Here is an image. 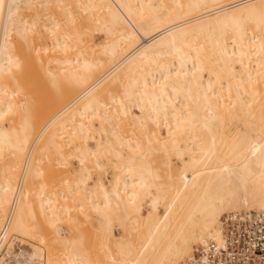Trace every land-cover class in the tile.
Instances as JSON below:
<instances>
[{"label":"bare ground","instance_id":"bare-ground-1","mask_svg":"<svg viewBox=\"0 0 264 264\" xmlns=\"http://www.w3.org/2000/svg\"><path fill=\"white\" fill-rule=\"evenodd\" d=\"M75 208L97 247L65 236ZM252 209L264 0H0V264H183Z\"/></svg>","mask_w":264,"mask_h":264},{"label":"built area","instance_id":"built-area-1","mask_svg":"<svg viewBox=\"0 0 264 264\" xmlns=\"http://www.w3.org/2000/svg\"><path fill=\"white\" fill-rule=\"evenodd\" d=\"M183 264H264V210L224 213L219 238L196 245Z\"/></svg>","mask_w":264,"mask_h":264},{"label":"rangeland","instance_id":"rangeland-1","mask_svg":"<svg viewBox=\"0 0 264 264\" xmlns=\"http://www.w3.org/2000/svg\"><path fill=\"white\" fill-rule=\"evenodd\" d=\"M22 11H20L21 13H23V14H27L29 11L27 10V9H21ZM252 24V23H251ZM251 24H250V26H251ZM247 25H249V23L247 24ZM249 27V26H248ZM252 27V26H251ZM97 33V32H96ZM94 34L95 35V37H97V39H102L101 37H102V34L100 33V32H98L97 34ZM99 35V36H98ZM91 143V145H92V142H90ZM71 146L69 147H67L66 149H65V151H66V153H71ZM176 157H175V155H173V154H171L170 155V160H171V164H172V166H173V168H176L177 166H178V161H177V159H175ZM70 159V160H69ZM175 161V162H174ZM176 164H177V166H176ZM55 165V164H54ZM55 166H57V165H55ZM54 166V167H55ZM59 166V165H58ZM60 167V166H59ZM62 168V167H61ZM60 168V169H61ZM68 168L71 170V171H75V170H78L79 169V166H78V161H77V159L74 157V159H73V156L71 155V156H69V158H68ZM59 169V168H58ZM65 169V168H64ZM111 168H110V165H107V166H105L104 168H102V169H91V171H90V183H92L93 182V180H95L96 178H97V176H99L103 181H106V179H107V181H110L112 178V173H111ZM67 202H69V201H67ZM71 202V201H70ZM71 204V203H70ZM73 204V203H72ZM77 210L79 211V209L77 208ZM76 210V208H75V212L73 211V217H74V215L76 216L75 218H77L76 219V221L74 222V220L71 222V221H68V220H64L65 221V223H64V221H62V222H60L59 223V225L61 226V228L63 229V231H64V229H65V233H67V235L65 234V236H67V238H68V236L69 237H71V238H74L73 240L75 241L76 240V237H78L77 235L79 234V239L81 238L82 240H79L78 238H77V242L79 243V241L82 243V247L87 251V249L88 248H91V247H93V246H96L95 244H97V243H99V236H100V229L98 228L99 227V225H98V227H97V224H96V220H97V218L96 217H93L92 215H90L91 216V218L90 217H88V215H87V213L88 214H91L90 212L91 211H87L86 212V210H84L83 212V214H81V212L79 211H77ZM87 210H89V209H87ZM143 212H145L144 211V209H143ZM79 213V214H78ZM81 214V215H80ZM79 216V217H78ZM83 217V218H82ZM92 217H93V219H92ZM79 219V220H78ZM96 219V220H95ZM80 220H82L81 221V223L79 224L78 223V221L80 222ZM68 221V222H67ZM67 222V223H66ZM71 222V225H73V226H76V228H74L73 226H70V223ZM79 225H78V224ZM98 223V222H97ZM115 223V225H117L116 227H115V225H113L112 226V229H113V232L115 233V234H117V235H119L121 232H123L122 230H121V227H119V225L116 223V222H113V224ZM76 224V225H75ZM67 226H70V227H72V228H70V230H69V228L67 227ZM97 227V228H96ZM76 229H78L80 232L79 233H77L78 232V230H75ZM98 229V230H97ZM38 230H40V229H38ZM70 231V232H69ZM74 231H75V233H74ZM116 231H117V233H116ZM82 232V233H81ZM99 232V233H98ZM73 233H74V235H73ZM99 234V235H98ZM123 234V233H122ZM84 235V236H83ZM121 235V234H120ZM73 236V237H72ZM74 236H76V237H74ZM83 236V237H82ZM18 238H20V239H23V241L25 242V245H21L22 247L21 248H25L26 247V245L28 246V247H30L31 245H37V246H40V247H43V245H44V243H42V242H40L38 239H31V238H28V237H23V236H17ZM92 237V238H91ZM91 238V239H90ZM93 238H95L94 240H93ZM99 238V239H98ZM60 239V238H59ZM68 239H70V238H68ZM86 241H85V240ZM57 240V239H56ZM72 240V239H71ZM87 240H89L90 241V243L91 242H96L95 244H93V246H92V244H91V247H89V245H88V243H89V241L87 242ZM91 240H93V241H91ZM98 241V242H97ZM87 242V243H86ZM59 243V241H54L53 242V244H58ZM61 243V242H60ZM59 243V244H60ZM58 244V245H59ZM79 245V244H78ZM98 245V244H97ZM14 247H17V244L16 245H14ZM97 247V246H96ZM96 247L94 248V249H96ZM57 254H59L58 253V251H57ZM57 254H55V255H57ZM81 261V259L79 260V262ZM58 264V263H57ZM80 264H82V263H80Z\"/></svg>","mask_w":264,"mask_h":264}]
</instances>
